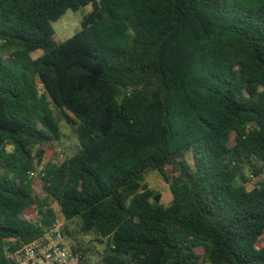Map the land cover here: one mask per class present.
<instances>
[{"label": "trees", "instance_id": "16d2710c", "mask_svg": "<svg viewBox=\"0 0 264 264\" xmlns=\"http://www.w3.org/2000/svg\"><path fill=\"white\" fill-rule=\"evenodd\" d=\"M61 121L76 150L44 164ZM246 170L264 174V0H0V264L60 218L82 264L78 234L100 264H264Z\"/></svg>", "mask_w": 264, "mask_h": 264}, {"label": "rangeland", "instance_id": "374dc122", "mask_svg": "<svg viewBox=\"0 0 264 264\" xmlns=\"http://www.w3.org/2000/svg\"><path fill=\"white\" fill-rule=\"evenodd\" d=\"M91 10V6H87L77 12L67 11L64 16H62L57 22H55L54 29L56 32V40L57 41H65L76 34L79 30H81V21L83 17L88 14ZM7 58V55H6ZM62 129V136L59 141H55L53 143L45 146L46 154L44 164L48 162L57 163L62 160L60 157L61 154L66 158L67 156L72 155L77 147L78 140L76 138V134L73 130L66 124L65 121H61L60 123ZM247 177H249V182L246 184L247 186L255 185L258 181L264 180V174L258 178H250L249 170L245 171ZM37 183V190L40 191L39 182ZM146 185L154 189L162 194V205L168 207L172 204V194L169 189L168 183L163 179V177L158 172H152L146 176ZM244 184V180L242 177H238L235 181V185ZM26 216L30 219H37V212L35 208H31L26 212ZM60 222L64 223V220L60 218ZM76 223H71V228L76 229ZM78 239L85 242L86 246H88V251L86 253L85 264H100L105 253V245L92 241L91 237H85L83 235L78 234ZM71 240V239H70ZM71 243L73 241L71 240ZM264 245V235L259 239L256 247L260 248Z\"/></svg>", "mask_w": 264, "mask_h": 264}, {"label": "built area", "instance_id": "2783aa9c", "mask_svg": "<svg viewBox=\"0 0 264 264\" xmlns=\"http://www.w3.org/2000/svg\"><path fill=\"white\" fill-rule=\"evenodd\" d=\"M63 158V154L60 156ZM36 175V174H33ZM63 223L44 230L30 243L10 254L17 264H82L81 255L73 250L69 237L62 230Z\"/></svg>", "mask_w": 264, "mask_h": 264}]
</instances>
